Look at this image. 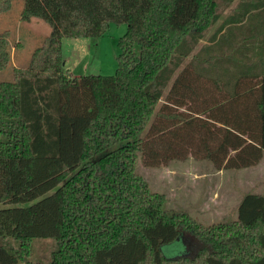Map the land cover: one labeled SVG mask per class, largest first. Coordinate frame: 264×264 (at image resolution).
<instances>
[{
  "label": "trees",
  "instance_id": "trees-1",
  "mask_svg": "<svg viewBox=\"0 0 264 264\" xmlns=\"http://www.w3.org/2000/svg\"><path fill=\"white\" fill-rule=\"evenodd\" d=\"M233 1L23 0L21 20L51 31L0 80V203L13 206L0 209V264H43L33 245L48 239L44 264H264V193L205 226L169 212L137 172L139 160L262 163L264 11L247 4L215 29ZM111 24L128 27L116 73L72 76L63 40L100 38ZM182 241V255H165Z\"/></svg>",
  "mask_w": 264,
  "mask_h": 264
},
{
  "label": "rangeland",
  "instance_id": "rangeland-1",
  "mask_svg": "<svg viewBox=\"0 0 264 264\" xmlns=\"http://www.w3.org/2000/svg\"><path fill=\"white\" fill-rule=\"evenodd\" d=\"M21 3L14 0L10 12L0 14V34L9 31L13 46L11 64L0 72V80L11 79L14 66L25 67L34 49L51 31L42 20L34 25L22 21ZM127 28L126 24H111L100 38L64 39L65 69L72 76L114 75L121 54L119 42ZM137 172L153 192L166 196L169 212L184 214L205 226L237 219L238 207L247 194L264 193V158L258 166L241 171L218 170L210 162L193 157L161 167H147L139 160ZM10 207L13 206L0 203V209ZM33 247V259L44 264L48 263L56 243L51 239L36 240ZM186 249L182 241L166 247L164 253L176 257Z\"/></svg>",
  "mask_w": 264,
  "mask_h": 264
},
{
  "label": "crops",
  "instance_id": "crops-1",
  "mask_svg": "<svg viewBox=\"0 0 264 264\" xmlns=\"http://www.w3.org/2000/svg\"><path fill=\"white\" fill-rule=\"evenodd\" d=\"M21 1L23 3V0H21ZM22 3H21V7L23 8L24 3L23 4ZM247 4L248 5H252V6H254V5H262V6L258 7L255 10L254 14L257 13L259 15L260 11H264L263 10L264 9V0H234L233 3L231 4V6L223 14L222 20L219 22V24L216 26L215 29H217L219 27V25L223 22V20H225L227 17H229L231 15L237 14ZM13 6H14V2H13V5H12V1H11V8L9 10L5 11V12H2V13L7 14V12H10V10L13 8ZM2 13H0V14H2ZM262 14H263V12L261 13V15ZM258 18H260V17L258 16ZM258 18L256 20H257V23L259 24V23H261L262 20H260ZM263 20H264V18H263ZM38 21L40 22L39 19H32L29 23L32 24V25H34V23H37ZM215 29H213L212 31L209 32V34L206 36V38L202 41V45H204V44H206L208 42L209 37L213 34V31ZM47 35L48 34H46V36Z\"/></svg>",
  "mask_w": 264,
  "mask_h": 264
}]
</instances>
